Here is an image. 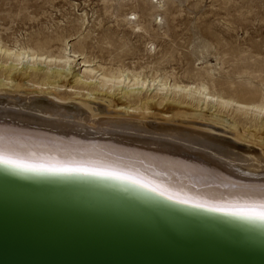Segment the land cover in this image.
<instances>
[{
  "label": "bare ground",
  "instance_id": "6f19581e",
  "mask_svg": "<svg viewBox=\"0 0 264 264\" xmlns=\"http://www.w3.org/2000/svg\"><path fill=\"white\" fill-rule=\"evenodd\" d=\"M65 47L64 53L70 50L69 44ZM7 48L0 46V58L6 57L5 63L1 62L2 68L12 73L8 75L9 83H0V163L31 172L95 175L136 185L148 192L154 190L209 210L264 220V216L259 215L264 212L263 133L260 136L256 131H249L247 136L234 120H227L224 114L212 113L208 120L216 122V127L221 126V131L233 138L214 135L217 130L214 125L200 123L199 127L194 121L197 113H203V110L183 107L185 105L181 106L182 102L174 98L170 101L169 111H165V106L163 111L150 113V100L131 104L132 93L136 91L131 87L141 85L140 90H143L147 80L141 79L138 73L130 76L108 69L102 71L100 66L99 69L91 68L88 59L82 63L83 75L76 74L74 82L84 78L91 80L86 81L88 85L95 78V85L101 90L108 88L110 92H100L97 87V91L88 95L108 106L90 98L65 97L56 89L67 85L71 78L66 68L71 59L66 54L54 58L48 51L45 55L44 52ZM47 59L53 64L62 61L64 65L59 67L61 64L56 62L54 67L46 69L38 65ZM24 62L27 65L19 68ZM23 70L36 73L47 70L39 83L48 86V90L24 93L21 90L22 79L26 78H21ZM163 86H167L166 83L162 84V89ZM114 88H121L123 96L114 95ZM174 88L177 93H183L184 98L190 97L198 104L203 101L202 95L206 96V102L210 99L205 85L193 87L174 83ZM32 94L38 96L27 97ZM47 96L78 103L67 105L66 101L58 102ZM215 96L218 98L216 105L222 109L234 108L245 115L252 113L257 119L264 112L263 96L253 99L231 96L227 100L218 91L212 97ZM118 106L120 110L117 111ZM166 113L172 114V119H167ZM103 115L104 118L99 117ZM149 118L154 122L146 120ZM252 138L259 139L261 144ZM247 144L259 146L261 150Z\"/></svg>",
  "mask_w": 264,
  "mask_h": 264
},
{
  "label": "rangeland",
  "instance_id": "374dc122",
  "mask_svg": "<svg viewBox=\"0 0 264 264\" xmlns=\"http://www.w3.org/2000/svg\"><path fill=\"white\" fill-rule=\"evenodd\" d=\"M0 43L1 47L12 51L33 50L42 54L48 51L53 57L66 54L71 59L66 66L71 78L67 85L56 89L59 95L89 100L88 94L100 89L95 85V78L88 85L91 80L84 78L74 82L76 74L83 75L82 63L88 59L91 68L100 66L102 71L108 69L130 76L138 73L141 79L147 80L143 90H140L141 85L131 87L136 90L131 104L150 100V113L163 111L165 106L167 111L170 101L177 99L182 102L181 106L185 105L183 107L203 110L194 121L199 127L200 123L214 125L217 129L213 130L214 135L233 138L222 132L221 126L216 127V122L208 120L212 113L234 120L247 136L249 131L264 134V112L257 119L252 113L245 115L234 108L222 109L216 105L218 98L212 97L217 91L227 100L231 96L264 97V0H0ZM68 44L70 50L64 53ZM5 60L4 56L0 58V83H9L8 77L12 74L2 68L1 62ZM56 62L53 64L47 59L38 65L45 69L54 67L55 63L61 64L59 67L64 65L62 61ZM23 64L19 68L27 65ZM46 71L23 70L21 78H26L22 79L21 90L24 93L48 90V86L40 84ZM161 79L167 85L163 86L165 90L161 88L164 84ZM174 83L205 85L210 99L206 102V96L202 95L203 101L199 104L189 97L190 101L173 89ZM118 89L114 88L112 93L123 96L121 88ZM103 91L110 92L108 88L100 89ZM34 95L38 96L27 97ZM47 97L62 103L66 101L67 105L78 103ZM116 110H120V106ZM164 116L172 119L170 113ZM99 117L104 118V115ZM146 120L154 122L152 118ZM255 149L260 151L261 147Z\"/></svg>",
  "mask_w": 264,
  "mask_h": 264
},
{
  "label": "water",
  "instance_id": "95a60500",
  "mask_svg": "<svg viewBox=\"0 0 264 264\" xmlns=\"http://www.w3.org/2000/svg\"><path fill=\"white\" fill-rule=\"evenodd\" d=\"M0 264H264V220L0 163Z\"/></svg>",
  "mask_w": 264,
  "mask_h": 264
},
{
  "label": "snow or ice",
  "instance_id": "6c2138e0",
  "mask_svg": "<svg viewBox=\"0 0 264 264\" xmlns=\"http://www.w3.org/2000/svg\"><path fill=\"white\" fill-rule=\"evenodd\" d=\"M259 215L264 216V212L259 213Z\"/></svg>",
  "mask_w": 264,
  "mask_h": 264
}]
</instances>
